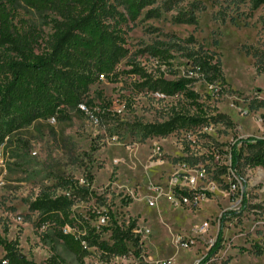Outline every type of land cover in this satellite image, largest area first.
<instances>
[{
	"label": "rangeland",
	"instance_id": "374dc122",
	"mask_svg": "<svg viewBox=\"0 0 264 264\" xmlns=\"http://www.w3.org/2000/svg\"><path fill=\"white\" fill-rule=\"evenodd\" d=\"M201 1L196 24L173 22L175 11L157 18L141 13L129 24L128 56L110 78L99 77L90 86L92 111L105 109L98 123L72 111L66 118L38 120L0 137V264L4 241H15V250L33 264H45L50 256L58 264H155L167 258L170 264H198L219 228L221 247L201 264H264V166L242 161L235 171L227 153L238 137L264 138V2ZM20 22L41 29L44 38L51 31L35 11H19L14 23ZM150 27L174 35L182 47L172 70L160 66L166 78L185 74L188 46L183 40L189 35L218 54L223 78L211 85L192 83L210 117L207 124L145 134L146 125L167 119L172 108L188 106L180 94L164 96L139 87L138 76L128 72L129 61L147 72L157 69L156 61L140 53L152 39L163 38L158 30L148 32ZM173 179L194 181L202 196L197 206L169 203L164 192ZM151 186L159 188L160 196L151 194ZM69 192L73 203L67 231L79 237L95 227L109 241L110 230L103 227L113 219L121 225L130 219L138 229V245L129 244L126 254L111 257L89 246L81 261L59 239L58 228L40 224L38 212L30 208L39 193ZM177 235L188 241L187 247L177 245Z\"/></svg>",
	"mask_w": 264,
	"mask_h": 264
},
{
	"label": "trees",
	"instance_id": "16d2710c",
	"mask_svg": "<svg viewBox=\"0 0 264 264\" xmlns=\"http://www.w3.org/2000/svg\"><path fill=\"white\" fill-rule=\"evenodd\" d=\"M251 1L256 6L264 2ZM203 8L201 0H0V137L38 120L66 118L72 111L81 112L80 102L89 107L95 104L88 95L90 86L99 81L100 74L110 78L120 60L128 56L126 33L141 13L144 18H157L162 12L175 11L171 15L173 22L196 24L197 12ZM19 11H35L51 30L47 38L31 24L14 23ZM147 30H158L156 34L163 36L140 49L141 54L156 61L157 69L147 72L139 63L129 61L128 72L138 76L139 87L164 96L180 94L188 106L186 110L172 108L167 119L146 125L145 134L165 135L176 128L207 124L210 117L192 83L201 80L211 85L223 78L218 54L189 35L183 40L188 46L185 74L166 78L165 69L160 70V66L167 72L172 70L175 52L182 47L174 35L152 27ZM104 110L99 107L98 113ZM228 146L229 167L235 171H239L242 161L251 167L264 166V138L238 137ZM71 196L72 192L39 193L30 208L38 212L40 224L53 223L58 228L59 239L81 261L89 246L111 257L126 254L129 244L138 245L139 235L133 230L135 221L130 219L125 225L113 219L111 225L103 227L110 230L109 241L101 239L95 227L79 237L63 231L72 222ZM221 242L219 228L198 264L214 255ZM15 243L3 242L8 264H33L15 250ZM45 264L58 262L50 256Z\"/></svg>",
	"mask_w": 264,
	"mask_h": 264
},
{
	"label": "built area",
	"instance_id": "2783aa9c",
	"mask_svg": "<svg viewBox=\"0 0 264 264\" xmlns=\"http://www.w3.org/2000/svg\"><path fill=\"white\" fill-rule=\"evenodd\" d=\"M99 77H104L103 74H100ZM78 108L81 112L91 116L92 121L94 123H98L99 121V116L98 114H94V112L92 111L91 107L87 106L84 102H80L78 103ZM122 107L117 108L116 110L119 111ZM170 186L168 191H165L164 195L166 196V198L168 199L170 204H175V205H186L189 207H195L198 205V203L200 202V200L202 199L201 194L197 191V189L193 188V184L194 181L192 179H188V181L186 183H181L176 179H173L169 182ZM191 184V185H190ZM152 188H150L151 190V194H153L155 196V198H157L158 196H160V190L158 187L156 186H151ZM134 193L132 191H129V196L133 197ZM152 195V196H153ZM147 204L152 206L154 204L153 200H148ZM105 219H107V215H103L100 220L101 223H105ZM128 223V220H127ZM126 223V224H127ZM206 222H203L202 225H200V228L203 229L206 226ZM134 231H137V227L135 225V227L133 228ZM63 231H67L65 229V227L63 228ZM83 246L85 247V242L82 241ZM176 243L178 246L180 247H187L188 245V241L185 240L184 238H182L181 236L177 235L176 236ZM3 247V246H2ZM3 249V248H2ZM4 251V249H3ZM5 252V251H4ZM2 264H8V260L7 258L4 257V254L2 256L1 259ZM171 260L170 259H160V260H156L155 264H170Z\"/></svg>",
	"mask_w": 264,
	"mask_h": 264
}]
</instances>
